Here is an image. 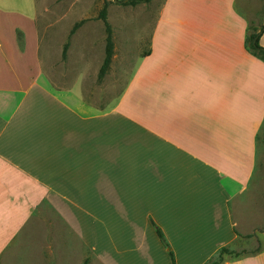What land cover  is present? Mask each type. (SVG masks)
<instances>
[{
	"label": "crops",
	"instance_id": "obj_1",
	"mask_svg": "<svg viewBox=\"0 0 264 264\" xmlns=\"http://www.w3.org/2000/svg\"><path fill=\"white\" fill-rule=\"evenodd\" d=\"M181 1L194 18L157 19L144 49L112 42L106 70L124 80L106 99L86 95L87 61L56 82L33 0L25 27L0 22L4 264H170L155 226L175 264L220 246L217 264H264V217L246 214L264 188V59L247 45L257 33L264 47V17L229 18L218 0L220 17L200 18L209 0Z\"/></svg>",
	"mask_w": 264,
	"mask_h": 264
},
{
	"label": "rangeland",
	"instance_id": "obj_2",
	"mask_svg": "<svg viewBox=\"0 0 264 264\" xmlns=\"http://www.w3.org/2000/svg\"><path fill=\"white\" fill-rule=\"evenodd\" d=\"M217 1L209 0V3H204L207 9L200 12V18H219L220 10L213 7L219 3L225 5L224 9L230 14L229 18L239 19L235 13L242 18L243 16L247 17L248 20L264 17V4L256 0H219V3ZM140 2H144V6H134V4L115 0H33L34 8H37L38 13H35L37 14L35 20L40 26V36L44 39L46 35H51L52 38L50 45L53 47L51 51H53L54 57L50 61L55 69H58V72L66 73L65 75L56 74V82L66 83L77 77L78 66L76 65H79V61L84 60L90 63L88 68L81 71V73L86 72L83 76L87 82L86 95L88 97L93 96L91 94L95 86L99 87L104 99L120 90L124 73L117 72L118 67H109L101 77L97 75L104 54L105 28L98 16V11L103 4L106 5V21L111 28L113 46L118 52L128 49L131 51L138 48L144 49L145 43L143 41L135 42V38L149 35L157 19L175 21L192 19L195 15L190 6L180 0H144ZM164 2L165 6L160 11ZM231 3L237 6V11H234ZM2 4L6 7L1 9L4 12H0V22L6 24L7 30L14 24L18 28H22L20 25L25 27L28 24L26 23L28 19L24 15L25 11L30 10L29 0H5V3ZM79 20L81 21L78 25L72 27L74 22ZM155 29L159 30V26L157 25ZM174 30V27L169 29V34L173 35ZM157 32L155 34H158ZM15 34L16 36L21 35L18 30ZM64 43H66V47L62 53ZM78 52L80 53L78 54ZM68 71H70L69 74ZM262 140L264 141V139ZM248 207L252 210L251 212L246 211L247 217L251 216L250 218H254L255 221L263 219L264 188L262 199ZM258 236L264 240L263 234ZM45 261L46 264H52L50 259ZM3 262L5 263L0 256V264H4Z\"/></svg>",
	"mask_w": 264,
	"mask_h": 264
},
{
	"label": "trees",
	"instance_id": "obj_3",
	"mask_svg": "<svg viewBox=\"0 0 264 264\" xmlns=\"http://www.w3.org/2000/svg\"><path fill=\"white\" fill-rule=\"evenodd\" d=\"M140 1H144V0H125L124 3L135 4V3L140 2ZM98 16L102 20L104 28H105L104 54H103V58H102L101 64H100V66L98 68V72H97L98 77H101L103 75V73L105 72V70L108 66V63L110 61V57L112 55L111 28L106 21V5L105 4H103V6L98 11ZM80 21L81 20L74 22L72 27H75L76 25H78V23ZM261 27H263V26H261ZM256 37H257V33H253V34L248 35L247 45L251 49V51L254 55H256L257 57H259L261 59H264V47L258 45ZM65 47H66V43H64V45H63L62 53H64ZM155 233H156L159 241L162 243V245L165 247H168L169 246L168 242L165 240L163 233L161 232L160 228H158L157 226H155ZM227 251H228V249L225 246H220L213 255L209 256L203 262V264H217V263H219L222 260V253L227 252ZM167 254L169 257L170 264H174L173 253L169 247L167 249ZM83 264H85V260L83 261Z\"/></svg>",
	"mask_w": 264,
	"mask_h": 264
},
{
	"label": "water",
	"instance_id": "obj_4",
	"mask_svg": "<svg viewBox=\"0 0 264 264\" xmlns=\"http://www.w3.org/2000/svg\"><path fill=\"white\" fill-rule=\"evenodd\" d=\"M115 1H125V0H115Z\"/></svg>",
	"mask_w": 264,
	"mask_h": 264
}]
</instances>
